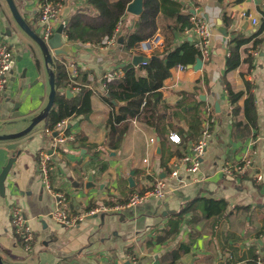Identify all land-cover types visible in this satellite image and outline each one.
<instances>
[{
	"label": "crops",
	"instance_id": "obj_1",
	"mask_svg": "<svg viewBox=\"0 0 264 264\" xmlns=\"http://www.w3.org/2000/svg\"><path fill=\"white\" fill-rule=\"evenodd\" d=\"M87 1L63 0L55 29L66 24L74 13L85 10ZM171 1L179 5L182 14L190 13L212 23L214 30L209 61L202 62L197 69L194 68L197 61L183 69L173 68L159 89L168 132L162 138L153 129L133 120L117 147L110 145L116 136L109 137L106 127L111 108L102 100L103 76L115 70H121L122 75L128 65L138 75L145 76L134 61L142 55L138 47L127 51L117 43L101 50L92 43L70 42L62 34L64 44L71 46L72 56L53 57L55 65H68L65 67L68 87L56 92L65 94L69 90L71 95L65 98L72 99L80 96L82 90H90V112L62 120L64 130L74 137V142L57 144L45 133L44 120L23 146L5 150L0 144V174L10 164L0 184L3 264H252L253 259L256 264L258 258L260 264L263 262L264 16L261 8L264 0ZM14 2L28 26L33 23L29 27L39 34L38 1ZM138 18L128 14L121 19L117 40L123 38ZM251 19L257 20V25L253 26ZM173 22L174 18L162 12L157 16L155 37L160 45L152 54L162 53L167 42L171 49L186 41L195 44L193 36L170 30ZM219 27L225 29L226 37ZM0 38L9 43L14 60L7 87L0 95V125L13 133L27 126L45 107L48 77L40 52L15 24L4 0H0ZM231 38L248 42L239 49V66L225 72L229 49L235 46L229 43ZM29 46L34 48L35 55ZM223 79L233 93H242L234 104L229 102ZM249 92L255 106L253 122L244 115ZM206 109L213 115L214 123L198 172L188 173L182 165L178 178L170 177L169 165L188 153L191 145L200 139L202 123L207 119ZM169 134L178 135L180 144H172ZM151 137L156 143L149 144ZM40 151L51 155V185L56 192L65 194V209L69 214L124 205L131 194L150 190L156 179H163L165 195L160 199L149 197L118 212L86 217L76 227L60 225L50 216L54 197L43 189L36 169ZM245 155L251 158L253 166L233 178L222 172L225 164L236 165ZM256 175L262 176L260 182L255 180ZM130 177L132 185L128 182ZM15 203L22 207L34 234L29 253L24 251L11 227L10 206ZM180 245H186L188 251L180 253ZM128 256L134 257L135 262L127 260Z\"/></svg>",
	"mask_w": 264,
	"mask_h": 264
},
{
	"label": "trees",
	"instance_id": "obj_2",
	"mask_svg": "<svg viewBox=\"0 0 264 264\" xmlns=\"http://www.w3.org/2000/svg\"><path fill=\"white\" fill-rule=\"evenodd\" d=\"M46 1L55 5L62 3L63 0ZM131 1L88 0L86 9L74 13L66 22L64 33L67 40L73 43L97 44L110 38L116 32L117 23L123 17L128 16L125 10ZM221 1L218 0V2ZM242 1L235 0L236 3ZM181 11L179 5L171 0H143L142 14L132 28L125 31L123 42L119 47L128 51L137 48L141 42L155 36L158 31L157 16L160 12L167 17L174 18L173 24L169 25L170 30L184 31L190 28L192 15L190 13L182 14ZM224 24L227 23L224 22ZM247 42L248 40L229 39V43H234L235 46L229 49V54L225 60V72H230L239 66V49ZM258 42L260 41H255L254 44ZM165 47L162 53L155 52L152 54L146 60L145 65H138L146 74L145 76L138 75L137 71L128 65L119 79L103 80L104 93L102 94V100L111 108L106 127L109 137L116 136V140L111 141V146L117 147L127 132L129 123L133 120L149 129H153L160 138L168 133L166 132L165 114L161 105L159 89L162 83L170 77L173 68L177 66L184 68L187 65H193L200 56L194 44L187 41L179 48H169L168 42ZM54 68L56 75L55 88L57 90L67 88L69 78L64 64L56 63ZM84 76L87 77L86 74ZM222 81L225 84L224 79ZM225 86L227 87L229 102L231 104L236 103L241 98L242 93H233L227 84ZM80 93V96L72 99H66L65 94L57 93L52 109L45 118V129L53 130L64 119L74 118L90 112L89 97L91 91L82 90ZM198 106L199 103L196 104V111ZM254 111L253 96L249 92L244 102V115L249 121L253 122ZM235 138L238 139L236 136ZM93 155H96V153ZM187 251L188 247L186 245L179 246L180 253L184 254ZM175 257L177 256L175 255ZM262 261L261 264H264V257ZM254 263L255 259H253L252 264Z\"/></svg>",
	"mask_w": 264,
	"mask_h": 264
},
{
	"label": "built area",
	"instance_id": "obj_3",
	"mask_svg": "<svg viewBox=\"0 0 264 264\" xmlns=\"http://www.w3.org/2000/svg\"><path fill=\"white\" fill-rule=\"evenodd\" d=\"M38 1V15L36 22L39 28L40 37L47 42L55 32V22L59 19V14L62 8V3L52 4L46 0H37ZM261 14L264 16V5L261 8ZM245 14L242 13L241 17H244ZM63 28L65 26L64 23ZM251 24L257 25V20L251 19ZM121 28V20L117 23L116 32L113 36L108 39L103 40L101 43L94 44V46L104 50L109 46L116 45L117 34ZM213 24L205 21L201 17H191V27L184 30L185 35L193 36L198 54L200 56L201 62H208L210 59V44L211 37L213 33ZM64 38L66 35L64 31L62 32ZM160 42L159 38L153 36L151 39L143 41L139 44L138 50L142 54L141 58L148 59L153 51L159 47ZM13 52L6 40L0 38V95L4 92L7 87L9 74L13 68ZM146 61L138 63V65H145ZM137 65V66H138ZM64 66L67 67V63H64ZM179 69L183 67L179 66ZM76 75V74H74ZM121 70L112 71L103 76V80L112 81L119 79L121 77ZM72 77V76H71ZM205 113L207 115L206 121L202 123L200 139L191 145L188 153H185L180 157L175 163L169 165V176L172 178H178V171L181 166H185L188 173L194 174L199 170L201 159L206 150V140L211 137L210 127L214 123V117L209 113V110L206 109ZM45 133L53 137V140L57 144H66L68 142H74L75 139L72 135H69L64 130V121L58 123L53 130H45ZM56 133V136L53 134ZM168 140L172 144H180L181 139L176 134H169ZM149 144L156 143L154 137L149 138ZM253 166V162L249 156H243L240 162L236 165L225 164L222 167V172L228 177H235L237 173H241L243 169ZM52 160L51 155L46 151H40L36 157V169L39 174L41 185L43 189L50 192L54 197V205L51 210V218L58 224L67 226V227H76L79 223L83 222L86 217H91L99 213H112L118 212L123 208L137 206L149 197L163 198L164 197V187L165 183L163 179H156L153 183L150 190L145 191L141 194L133 193L129 197L128 201L124 205H115V206H101L98 208H93L85 213H80L77 215H72L67 212L65 209L66 197L62 192H56L53 190L50 179V172L52 170ZM262 179L261 175H256L255 180L260 182ZM10 222L14 234L17 236L19 241L22 244V247L25 252H31L32 243L34 240V234L32 228L29 225L28 220L25 218L23 209L19 203L12 204L10 206ZM127 260L135 262L134 257H127ZM256 264H260L259 258L256 260Z\"/></svg>",
	"mask_w": 264,
	"mask_h": 264
},
{
	"label": "water",
	"instance_id": "obj_4",
	"mask_svg": "<svg viewBox=\"0 0 264 264\" xmlns=\"http://www.w3.org/2000/svg\"><path fill=\"white\" fill-rule=\"evenodd\" d=\"M5 4L8 7V10L11 14V17L15 24L19 27V29L30 39V41L34 44V46L38 49L40 52L42 58H43V64L45 67V72L48 77V86H49V93L47 97V103L43 110L31 118L29 121V124L25 126L22 130L9 133L6 131L5 128H3V125H0V144H3V149L5 150H13L15 148H18L19 146H23L27 139L29 134L33 132V130L36 128V126L45 120L46 116L52 109V106L55 102L57 92L55 88V75H54V58H70L72 56L71 54V46L64 44L62 40V32H63V25L61 24L58 26V28L55 30L52 37L45 42L37 33H35L26 23V21L22 18L20 12L17 9V6L14 2V0H4ZM125 12L129 15H132L134 17H139L143 12V0H132L127 6ZM219 25H221L219 23ZM219 32L223 36H227V32L223 27H219ZM122 37H119L117 42L119 45L122 44ZM190 40V38L188 39ZM29 50L32 54L35 55L34 48L29 46ZM142 61H146L147 59L137 57L134 58V61L137 63H140ZM201 60L198 59L197 63L194 65V68L197 69L198 67H201ZM36 68L39 67L38 60L35 61ZM71 95V92L69 90L65 91V96L69 97ZM25 120H23L24 122ZM12 125H15V122H11ZM4 130L5 132L2 133L1 130ZM53 136H56V133L53 134ZM1 159V156H0ZM10 164H8L0 174V184L3 183ZM128 182L130 185H132V178H128ZM0 264H3L0 259Z\"/></svg>",
	"mask_w": 264,
	"mask_h": 264
},
{
	"label": "rangeland",
	"instance_id": "obj_5",
	"mask_svg": "<svg viewBox=\"0 0 264 264\" xmlns=\"http://www.w3.org/2000/svg\"><path fill=\"white\" fill-rule=\"evenodd\" d=\"M29 26L32 28L33 27V23L29 24ZM38 34V33H37ZM40 36V34H38ZM9 81V80H8ZM38 126L39 124L37 125V127L35 128V131L38 130Z\"/></svg>",
	"mask_w": 264,
	"mask_h": 264
}]
</instances>
